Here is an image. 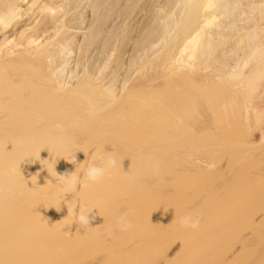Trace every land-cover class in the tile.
Masks as SVG:
<instances>
[{
	"label": "bare ground",
	"instance_id": "obj_1",
	"mask_svg": "<svg viewBox=\"0 0 264 264\" xmlns=\"http://www.w3.org/2000/svg\"><path fill=\"white\" fill-rule=\"evenodd\" d=\"M91 1L0 0V264H264V0Z\"/></svg>",
	"mask_w": 264,
	"mask_h": 264
},
{
	"label": "rangeland",
	"instance_id": "obj_2",
	"mask_svg": "<svg viewBox=\"0 0 264 264\" xmlns=\"http://www.w3.org/2000/svg\"><path fill=\"white\" fill-rule=\"evenodd\" d=\"M102 1H103V0H101V2L97 0V1L94 2V0H92V1H91V4H88V5H86V6L84 5V6H85V7H84V11H85V13H86V16H89V15H90V17L92 16L91 13H92V11H93V9H94V7H93L94 3L97 4V5H99L100 11H101V9H103L104 7H105V8L107 7L106 3H108L109 6H110V5L112 4V2H113V3L115 2L114 0H110L109 2H107L106 0H104L103 2H102ZM117 1H118V0H117ZM117 1H116V2H117ZM119 1H120V0H119ZM125 1L128 3L127 0H125ZM125 1H124V2H125ZM132 1H133V0H132ZM132 1L130 0V2H129V4H128L127 7L129 8V5H131V4L133 5V7H134V5L136 4L137 7H136L135 9L131 7V8L133 9V10H131V12H127V10H130V9H128V8L126 7V4H127V3H123V4H122L123 1H120V2L114 3L113 6L115 7V10H116V12H117V14H118V19H119V17H120V19L122 20L123 23H124V21H126V22L130 21V19L128 18V17L130 16L129 13H131V16H132V17L137 16L136 13L139 14L138 17H135V18H137V19L140 18V19H142V20H140L141 24L138 23V24L136 25L137 28H138V27H139V28H138V30H137V28H136V30H137L138 32H136V34H134V35H136V37H135V42H136V43H140V42H141V43L143 44V42H144L145 40H147V38H148L149 41H150V40L152 41V39L154 38V37L152 36V33L155 34V35H154V34H153V35H154L156 38L159 37L158 35H160V34H158V32H159V30H160V28H159L160 25L157 26V25H155V24H156V23H157V24H158V23H161L164 19L161 21L160 19L157 18V20H159V21L156 22V18L154 17V15H155V16L157 15V17H160V16H158L159 14H157L156 12H158L159 7H164V9H165V8L167 7V4H165V2L168 3L169 0H160V1H159V0H155L156 3L158 2L157 4L155 3L154 0H152V1H151V0L143 1V2H150V1H151V2H150V5H148V3H143L142 1L138 0V2L141 3V4H140L141 6L139 5V3L137 4V0H135L136 2H135V1L132 2ZM161 1H162L163 3H161ZM170 1H172V0H170ZM170 1H169V3H168V5L170 4V5H169V8H167V9H169L168 11H171L172 9H174V8H173L174 6H172L173 4H172V2L170 3ZM174 1H176V0H174ZM92 2H93V3H92ZM96 2H98V3H96ZM159 2H160L161 5L159 4ZM104 3H105V4H104ZM119 3H121V5H120ZM133 3H134V4H133ZM152 3H153V7H154V8L156 7V8H155V11H156V12L154 11V8L152 7ZM154 3H155V4H154ZM101 4H103V6H102ZM118 4H119V5H118ZM124 4H125V5H124ZM142 4H144V5H142ZM162 4H163V6H162ZM164 4H165V5H164ZM122 5H123V6H122ZM132 5H131V6H132ZM146 5H147V7H148L149 9L146 7ZM124 6H125L126 8H125ZM139 6H140V8L144 6V7H146V9L142 12V11H140L141 9L139 8ZM170 6H171V8H170ZM88 7H89V8H88ZM92 7H93V8H92ZM90 8H91V9H90ZM105 8H104V10H103L104 12H106V11H105ZM120 8H121V9H120ZM122 8H123V9H122ZM124 8L126 9V11H123ZM138 8H139L140 10H139ZM157 8H158V9H157ZM107 9H108V7H107ZM117 9H118V11H117ZM137 9H138V10H137ZM167 9H165V10L167 11ZM135 10H136V12L134 13L133 11H135ZM152 10H153V11H152ZM107 11H108V10H107ZM137 11H139V12H137ZM101 12H102V11H101ZM104 12H102V13H104ZM123 12H124V13H123ZM126 12H127V13H126ZM132 12H133V13H132ZM146 12H147V15L145 14ZM154 12H155L156 14H155ZM102 13H101V14H102ZM106 13H107V12H106ZM158 13H159V12H158ZM127 14H128L129 16H128ZM132 14H133V15H132ZM134 14H135V15H134ZM105 15H106V14H104V16H105ZM177 15L180 16V13L178 12ZM102 16H103V15H102ZM121 16H125V17H126V20L123 21V17L121 18ZM127 16H128V17H127ZM131 16H130V17H131ZM142 16H145V18L142 17ZM90 17H89V18H90ZM92 17H93V16H92ZM92 17L90 18V20L92 19ZM125 17H124V19H125ZM141 17H142V18H141ZM127 18H128L129 20H128ZM154 18H155V23H154V22L151 23V21H154ZM127 20H128V21H127ZM160 21H161V22H160ZM118 22H119V23H118ZM118 22H117L118 24L115 23V24H117V25H114L113 28L115 29L116 26H117L118 31H119V27L122 28L123 25H121V24H123V23L120 22V20H118ZM149 22H150L151 24H150ZM164 22H165V21H164ZM162 23H163V22H162ZM162 23H161V26H162ZM124 24H125V23H124ZM119 25H120V26H119ZM146 25H147V26H146ZM149 25H150V26H149ZM151 25H152V26H151ZM156 26H157V27H156ZM111 28H112V27L107 28L108 31H107V30L105 31V34H106V35L109 34V33L112 31L113 28H112V29H111ZM150 28H152V29H150ZM157 28H158V30H157ZM154 30H155V32H154ZM156 30H157V31H156ZM150 31H151L152 33H151ZM161 31H162V29H161ZM161 31H160L159 33H161ZM119 32H121V31H119ZM149 32H150V33H149ZM139 33H140V34H139ZM146 33H148V35H147ZM142 34H143L144 36H143ZM106 35H104V36H106ZM107 36H108V35H107ZM142 36H143V37H142ZM145 36L147 37L146 39L144 38ZM148 36H150V37H148ZM141 37H142L143 39H145V40H141V39H140ZM138 38H139V39H138ZM149 38H150V39H149ZM104 39H105V37H104ZM104 39H103L102 45H103L104 47L107 46L108 50H107L106 47L104 48V47L102 46V47L104 48V51H105V52H104V51L102 50V47H101V51H103V53H101V51H100V55H101V56H99V58H100V59L102 58V60H103L105 57H107L108 55H110V53H111V52H110V48H111V47H109V45H106V44H105L106 41H105ZM138 40H140V41H138ZM154 40H155V39H154ZM154 40H153V41H154ZM155 41H156V40H155ZM135 42H134L133 46L136 47V45L138 46V44H135ZM103 43H104V44H103ZM141 43H140V44H141ZM133 46H132V48L135 49V47H133ZM133 49H131L130 55L135 56L136 52H135ZM92 51H93V50H91V51L89 52V54H91V56L89 55L90 58H93L94 55L96 54L95 51H93V53H91ZM107 51H108V52H107ZM133 51H134V52H133ZM106 53H107V54H106ZM134 53H135V54H134ZM92 54H94V55H92ZM105 54H106V56H105ZM133 54H134V55H133ZM102 55L105 56V57L103 58ZM72 60H74V59L72 58ZM102 60H101V61H102ZM73 65H74V64L72 63V66H73ZM81 174L83 175V172H82ZM81 174H79L80 176H78V177L81 178V177H82ZM79 180H80V179L78 178L77 181H79ZM80 182H81V181H80ZM77 185H79L78 182H77ZM238 245H239V244H238ZM239 246H240V245H239ZM239 246H237V247H239Z\"/></svg>",
	"mask_w": 264,
	"mask_h": 264
},
{
	"label": "clouds",
	"instance_id": "obj_3",
	"mask_svg": "<svg viewBox=\"0 0 264 264\" xmlns=\"http://www.w3.org/2000/svg\"><path fill=\"white\" fill-rule=\"evenodd\" d=\"M117 165V160L114 156H109L104 162L103 165H97L94 163H89L84 172H83V176L90 182H98L99 180H101L106 173L108 172L109 169L115 167ZM62 176V175H60ZM59 178V176L57 177ZM79 222L80 225L84 226V225H88L89 224V217L88 214L85 215L81 210H79V213L75 215V219ZM199 219L198 218H194L191 215L185 216L181 219V226L182 227H189V228H198L199 227ZM124 228H130L131 225L129 223H124Z\"/></svg>",
	"mask_w": 264,
	"mask_h": 264
}]
</instances>
